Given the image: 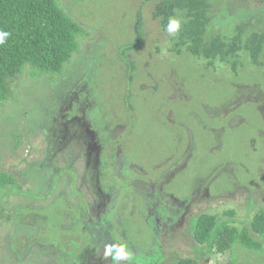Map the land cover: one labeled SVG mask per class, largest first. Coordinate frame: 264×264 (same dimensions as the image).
<instances>
[{"label":"rangeland","instance_id":"374dc122","mask_svg":"<svg viewBox=\"0 0 264 264\" xmlns=\"http://www.w3.org/2000/svg\"><path fill=\"white\" fill-rule=\"evenodd\" d=\"M57 4L84 31L79 51L58 76L23 73L0 102V174L14 178L0 187V264L81 263L70 256L80 227L70 234L73 213L61 210L78 205L70 165L96 211L95 162L117 172L125 197L107 209L119 207L116 243L133 254L119 264H264V239L260 251L237 243L220 254L192 237L200 215L249 230L264 210V68L234 72L192 55L154 16L164 0ZM209 5L216 22L206 40L238 24L264 32L258 1ZM24 208L41 210L40 230L16 225ZM57 242L66 255L53 251Z\"/></svg>","mask_w":264,"mask_h":264},{"label":"trees","instance_id":"16d2710c","mask_svg":"<svg viewBox=\"0 0 264 264\" xmlns=\"http://www.w3.org/2000/svg\"><path fill=\"white\" fill-rule=\"evenodd\" d=\"M252 1H258L264 7V0ZM57 2L58 0H0V29L10 32L5 44L0 45V102L12 97L15 82L23 73L28 72L35 81L46 76H58L79 51V38L84 35V31L60 9ZM209 4L210 0H164L163 7L154 16L163 15L160 17L166 21L169 17H179L181 29L177 33L178 44L210 65L218 60L221 64L229 65L234 72L244 71L247 66L258 70L264 68L263 31L250 30L244 24H238L231 32L225 33L224 29H220L211 33L209 40H206L207 32L216 22L214 9ZM163 20L162 23L165 24ZM13 182L12 176L0 174V187ZM107 209L100 206L92 211L81 200L80 205L61 210L73 213V224L69 225L70 234L76 235L78 226L82 230L78 234L81 236L79 240L82 246L75 245L76 254L81 251L83 258L87 255L100 258L102 255L104 257L106 245L117 244L114 234L117 226L113 224V213L108 214ZM40 211L24 208L16 218V225L24 231L40 230ZM62 216L65 217L66 214L62 213ZM192 232L194 241L209 244L220 254L231 250L237 243L249 251H260L264 239V210L254 215L249 230L231 227L220 217L200 215ZM86 236L91 237L87 245L83 244ZM57 244L53 245V251L66 255L63 246ZM183 264L199 263L194 259H186Z\"/></svg>","mask_w":264,"mask_h":264},{"label":"flooded vegetation","instance_id":"af4514ba","mask_svg":"<svg viewBox=\"0 0 264 264\" xmlns=\"http://www.w3.org/2000/svg\"><path fill=\"white\" fill-rule=\"evenodd\" d=\"M113 162V160H112ZM96 163V172L93 176V181H94V185L96 187L95 192L97 195L99 194V201L98 203L95 205V208L97 207H104V208H108L111 204H117L120 205L121 203H124V199L125 197L122 196V193L120 191V188L115 184V180H116V176H118L117 172H108L106 170V162H103V164H101V162ZM68 173L70 174V181H69V188L71 190L72 195L74 196V198L78 199V205H80V201L82 200L85 204L87 208H90L92 211L93 207H90V205L87 203L86 199H85V195L83 194L82 190H80L79 187H77L76 183H75V178H74V173H73V169L72 166L69 165V167L67 168ZM73 173V175L71 176V174ZM149 184V182L147 183V185ZM154 184V183H153ZM76 196V197H75ZM79 197V198H78ZM77 205V206H78ZM114 206V210L115 212L113 214L117 213V209L119 207ZM73 223L71 222L72 225ZM90 226L92 227V224H90ZM118 228L119 226H121L120 224L117 225ZM87 234V233H86ZM89 235V234H88ZM90 236H86V240H84L83 244H88V241H91ZM77 240L79 239H72V241L77 242ZM80 241V240H79ZM82 242H79V245ZM82 245H80L81 247ZM70 256L76 257L78 258V260L81 262L80 264H95L93 261H89L87 260V258H94L92 255H87V257L83 258L80 254H76V249L74 250V254L72 253ZM111 257V256H110ZM103 259V255L100 257ZM100 264H105V262L102 260L100 262ZM108 264H116L114 262H110ZM127 264V263H126Z\"/></svg>","mask_w":264,"mask_h":264},{"label":"clouds","instance_id":"9594fccd","mask_svg":"<svg viewBox=\"0 0 264 264\" xmlns=\"http://www.w3.org/2000/svg\"><path fill=\"white\" fill-rule=\"evenodd\" d=\"M181 29V20L175 17H169L166 32L170 36H175ZM10 36V32L0 29V45H4L8 37ZM111 256L113 261L116 264H119L120 261H132L133 254L128 250L126 244H109L105 246L104 249V257L107 258Z\"/></svg>","mask_w":264,"mask_h":264}]
</instances>
